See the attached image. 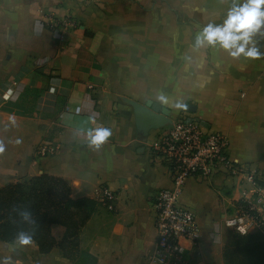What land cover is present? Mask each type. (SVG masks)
<instances>
[{"label":"crops","instance_id":"crops-1","mask_svg":"<svg viewBox=\"0 0 264 264\" xmlns=\"http://www.w3.org/2000/svg\"><path fill=\"white\" fill-rule=\"evenodd\" d=\"M247 0H0V188L20 177H60L81 208L76 232L53 224L59 245L0 240L10 264H146L156 243L154 198L171 186L151 147L157 130L138 131L130 101L157 103L223 133L232 161L264 171V27L252 34L258 59L196 46ZM264 10V6H262ZM69 21V23L65 21ZM194 108L187 111V105ZM112 135L99 147L89 133ZM53 144L57 152L37 156ZM115 193L114 209L99 190ZM236 180L189 178L179 203L199 226L189 264H228L226 226Z\"/></svg>","mask_w":264,"mask_h":264},{"label":"built area","instance_id":"built-area-1","mask_svg":"<svg viewBox=\"0 0 264 264\" xmlns=\"http://www.w3.org/2000/svg\"><path fill=\"white\" fill-rule=\"evenodd\" d=\"M170 120L157 130L151 147L154 157L167 168L171 186L160 189L154 198L156 243L146 264H189L184 242L195 247L199 240L195 214L179 203L189 178L223 174L236 180L240 194L224 219L225 226L240 235L264 228V171L232 161L227 137L198 118L180 114ZM56 152L53 144L36 148L37 156ZM99 194L100 201L113 210L115 193L101 187Z\"/></svg>","mask_w":264,"mask_h":264},{"label":"trees","instance_id":"trees-1","mask_svg":"<svg viewBox=\"0 0 264 264\" xmlns=\"http://www.w3.org/2000/svg\"><path fill=\"white\" fill-rule=\"evenodd\" d=\"M94 205L89 198H72L69 185L60 177L48 174L20 177L0 188V240L12 242L25 233L32 237L41 253H48L59 245L51 235V226L63 225L74 234L79 226L75 214L81 208L91 211ZM22 213H29V218L24 219ZM263 229L245 235L235 233L236 240L224 247L227 263L264 264Z\"/></svg>","mask_w":264,"mask_h":264},{"label":"clouds","instance_id":"clouds-1","mask_svg":"<svg viewBox=\"0 0 264 264\" xmlns=\"http://www.w3.org/2000/svg\"><path fill=\"white\" fill-rule=\"evenodd\" d=\"M264 0H247L242 7H233L224 21L223 25L208 24L200 35L197 36L196 46H200L207 42L208 44H217L229 51L232 57H238L241 54L248 58L258 59L261 55L258 48L252 46L245 51L246 46L251 40L252 34L258 32L261 27H264ZM111 131L106 128H98L95 134L89 133L90 144L99 147L110 136ZM0 151L3 148L0 147ZM24 219H28L29 213H22ZM20 245L31 244L32 237L25 233L18 236ZM0 264H10L9 258L0 260Z\"/></svg>","mask_w":264,"mask_h":264},{"label":"water","instance_id":"water-1","mask_svg":"<svg viewBox=\"0 0 264 264\" xmlns=\"http://www.w3.org/2000/svg\"><path fill=\"white\" fill-rule=\"evenodd\" d=\"M135 115V123L138 131L146 135L151 130H158L166 124L171 123L169 118L170 111L157 103L147 101L139 103L130 101ZM190 104L187 105V111H193Z\"/></svg>","mask_w":264,"mask_h":264},{"label":"rangeland","instance_id":"rangeland-1","mask_svg":"<svg viewBox=\"0 0 264 264\" xmlns=\"http://www.w3.org/2000/svg\"><path fill=\"white\" fill-rule=\"evenodd\" d=\"M235 233L236 232L234 230H232L230 228H226V232H225L226 243L229 241H235L236 240V237L234 236Z\"/></svg>","mask_w":264,"mask_h":264}]
</instances>
